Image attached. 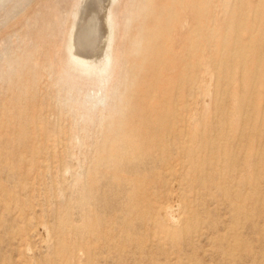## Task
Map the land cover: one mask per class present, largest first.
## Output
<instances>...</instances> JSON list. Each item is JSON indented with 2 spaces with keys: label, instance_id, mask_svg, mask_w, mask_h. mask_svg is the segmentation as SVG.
Here are the masks:
<instances>
[{
  "label": "bare ground",
  "instance_id": "obj_1",
  "mask_svg": "<svg viewBox=\"0 0 264 264\" xmlns=\"http://www.w3.org/2000/svg\"><path fill=\"white\" fill-rule=\"evenodd\" d=\"M96 1L73 0V10L64 16L57 5L47 1L27 21H21L23 48L15 51V55L22 67L9 79L10 96L4 103L6 107L0 109V161L5 166L16 161L13 159L16 150L27 154L31 165H37L45 161L42 153L46 149L55 150L56 129L63 137L69 134L66 145L70 149L66 156L77 158L76 174L85 162L88 165L85 178H79L84 187L79 182L77 198L87 190L85 186L89 189L93 185L100 160L115 155L125 158L121 167V171H126L122 175L123 188L113 195L114 205L105 211L103 226L102 217L92 208H82L83 218L77 222L71 216L72 207L63 205L68 228L55 235L54 245L63 259L73 253L84 264L94 260L90 258L93 250H89L93 243L106 244L109 250L114 248L108 221H114L115 214H123L124 210V221L129 215L140 217L146 229L150 227L149 237L163 241L177 238L182 228L190 225L192 208L178 198V188L173 183L166 192L149 194L150 183L162 185L158 176L163 170L175 174L183 162L195 170L207 157L203 150L208 144L220 151L213 152L212 159L224 154L231 170L238 168L237 172L252 157L255 163L264 159V0H105V9L98 20L105 29L100 54L93 34ZM6 17L13 19L10 14ZM13 65L12 60H5L1 67ZM27 93L36 100L33 99L23 115L21 108L28 105L24 99ZM50 110L55 115L54 121L48 117ZM65 120H68L66 128ZM91 139L93 148L89 147ZM75 146H84L86 151L83 149L77 155L73 151ZM236 146L242 151L239 158H236L239 154ZM148 149L153 151V161L157 164L152 177L147 178L145 170L138 168L144 166L147 157L144 153ZM85 154H89L88 158ZM184 154L190 159L185 161ZM125 190L130 193L128 202L120 197V192ZM175 192L176 201L172 200ZM6 199L7 195L3 201ZM41 226L47 229L49 223ZM81 226L86 230L83 228L80 239H73L71 233ZM82 234L90 248L84 243L85 248L77 249L83 243ZM239 238L230 239L231 246H239Z\"/></svg>",
  "mask_w": 264,
  "mask_h": 264
},
{
  "label": "rangeland",
  "instance_id": "obj_2",
  "mask_svg": "<svg viewBox=\"0 0 264 264\" xmlns=\"http://www.w3.org/2000/svg\"><path fill=\"white\" fill-rule=\"evenodd\" d=\"M13 1L0 0V36L2 37L0 38V42L2 41L0 43V91H2L0 92V109L6 107L5 104L7 98L10 96L7 91V85L11 81L9 79H12V77H14L13 73L17 69L20 70L22 67L19 65L20 59H17L18 57L15 55V51H21V47L23 48L21 33L23 32V25H21L23 23L21 21H27L30 16L39 9V7H44L47 1H51L53 5L55 4L58 6L61 16H64L73 10L71 7L73 0H24V3H22L23 5L20 4V1L22 0H17L19 3H16V0ZM104 1L105 0L96 1L97 16L95 20V29L93 30V34L97 40L96 48L98 49L99 54L102 50V45L105 42V29L103 24L99 23L101 20L100 16L105 9ZM12 3L14 5H11ZM4 14H10V19H13L8 20L9 17H6L8 15L5 16ZM9 26H12L11 29ZM19 26H21V28ZM15 27L16 29L18 28L21 30H15ZM8 30L12 31L8 32ZM6 33L9 35V37ZM9 43H12V45ZM7 50L8 52L10 51L9 54H7ZM2 53L8 57L5 58ZM14 55L16 58L13 59ZM4 59L6 61L12 60L14 65L11 68H5L4 66L1 67V64L5 61ZM3 73L5 76H3ZM27 95L24 99L27 100L28 105H23L21 108L22 110L20 109L23 112V115H25L27 108L29 104L33 102V99L36 100L35 97L33 98L31 95H29V93H27ZM29 99L31 100L30 102ZM189 99L190 98L188 96V100ZM53 104L56 107L55 99L53 100ZM47 114L50 121L55 120V115L51 110L47 112ZM67 121L68 120L64 121V127H67ZM58 133V129H56V132H54V136H57L54 140L56 147L55 150L53 148L46 149V151L42 153V156H45V161L44 159L41 160L37 164L38 166L34 164V166L36 165L35 169L33 168L34 166L28 162V155L17 150L16 152L13 151V159L16 161H14L15 163L13 162L12 165L5 166L4 163L0 161V264H84V262H81L83 260L80 258V256H78L77 259V255L75 256L73 253L70 257L63 259V257L59 256L57 253L58 247L54 245L56 243L55 235H57L60 231H67L66 228H68L65 225V206L69 204L70 208L72 207L70 209L72 214L71 216L73 219L78 220L77 222L83 218L81 217L82 208H92L95 214L102 217V219H100V223L101 226H103L105 224V221L103 220L105 211L114 205L112 202L113 195L116 191H118L117 189L123 188V182L125 178H123L122 175L126 171H121V167L125 158L119 157L118 155L116 156L114 154V157H106L104 158L106 160H100L98 162L99 164L97 165L99 166L97 167L99 168H97L93 185L89 189L87 186H85V189L87 190L82 192V194L80 193L79 195L81 196L77 198L80 188L84 187L79 178H85L87 174L85 171L88 165L87 162H85L82 166L81 172L76 174L75 170H79L77 158H73L74 156H66L70 149L69 146L66 145L68 144L67 142L70 138L69 134L64 135L63 137V134ZM210 133L214 134V131ZM58 138H60L59 141ZM92 141L93 139H91V143L89 145L90 148H93L92 145H94ZM212 147L214 148L212 144L205 146L203 151L205 154H208H206L207 157L203 160L205 163L203 164V162H201L196 167L197 170L196 168L195 170L189 169L188 166H185V162H183V165L181 164L182 168H178L179 170L177 169L175 174H169L165 172V170L162 171L163 173L161 172L158 178L162 179V185L161 183L157 185L154 182L149 184V194L153 195L155 193L158 194L160 192H166L169 188L168 185L173 183L172 185L178 188V198L180 197L179 199L182 200L183 203L186 201L184 205H187L190 209L192 208V212L190 213L191 216L188 220L190 225L187 226V224L184 228H182L183 230L179 232L177 238H164L163 241L161 239H156L155 237H149L151 234L150 227H147L149 229H146L142 219L138 216L129 215L132 217L128 216V218H126L127 220L125 219L126 221H124L122 218V215L125 213L124 210L123 214L121 212L117 213V215L115 214L116 217L114 218V221H108V226H110L113 231L111 233V237L114 248L109 250L106 244L99 245L98 242L96 245L93 243L91 248L88 246L90 251L93 250L90 252L91 260L92 257L94 259L91 264H264V175H262L264 174V159L260 160L258 163H255V157H252L254 161L251 158L243 162L245 164L242 163L241 167H239L240 171L237 172L238 168L237 170L236 168L231 170L230 163L224 154L219 157L220 154L218 153L219 155L217 157L215 156V159H212V153H215L218 150V148L215 150L212 149ZM83 149L86 151L84 146L73 147V151L77 155H80L79 151H82ZM236 150H239V154L236 155V158H239L242 155V151L239 146L236 148ZM17 152H19L18 155ZM236 153L238 152L236 151ZM144 154L147 156L145 162L143 163L144 166H139L138 169L142 171L145 170L144 172L147 173L145 174L147 178L152 177V174L155 171L152 169L157 164L156 161H153V157L155 156H153V151L151 149L150 152L148 149L147 153ZM88 155L85 154L87 158ZM262 155H264V152H262ZM21 156H24V158H21ZM184 158L185 161L190 159V157H188L186 154H184ZM216 158H218V160ZM224 161L225 163L227 162L225 165ZM251 164L253 165L251 166ZM212 165L213 167H211ZM30 167L34 171L30 170ZM259 167L260 170H258ZM64 168L66 170H63ZM213 168L217 174L214 172ZM181 169H183V171ZM36 170L39 172H35ZM102 170H106L107 175H105V171ZM109 171L113 172L110 173ZM26 172H28L29 175ZM198 173H201L202 176ZM252 174H254L253 180H251ZM27 175V179L29 178L28 181L26 180ZM110 175H112V177H110ZM190 175L193 177L191 176L190 178ZM100 176L101 178H99ZM79 182L80 185L82 184L81 187H79ZM224 190H227L226 193H224ZM129 194L130 193L125 190L120 192V197H123V200L128 202L127 200L130 196ZM6 195L7 201H3ZM227 199H229V202ZM172 200L176 201V192L173 194ZM195 211L196 214L194 213ZM60 212L62 214H60ZM45 223L47 225L49 223L50 227L48 226V228L50 232H48V228H42L41 224ZM83 228L84 227L78 229V233L77 231L72 232L71 237L73 239H80L81 232L83 233L84 229L86 230V228ZM95 228L96 227L93 229ZM126 228L127 232L125 231ZM116 234L119 235L117 236ZM91 236L94 235L92 234ZM234 236L240 237L239 240L241 242L237 247L231 246V243L229 242L230 239V241L233 240ZM127 238H130L128 239L129 241ZM82 240L83 243L77 246V249H83L85 248L83 247L84 245L87 247L89 244L87 239L85 240L83 234ZM117 243L120 245V247Z\"/></svg>",
  "mask_w": 264,
  "mask_h": 264
}]
</instances>
